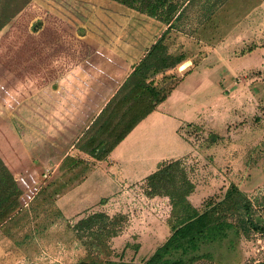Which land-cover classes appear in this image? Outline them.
Wrapping results in <instances>:
<instances>
[{
	"label": "rangeland",
	"instance_id": "rangeland-1",
	"mask_svg": "<svg viewBox=\"0 0 264 264\" xmlns=\"http://www.w3.org/2000/svg\"><path fill=\"white\" fill-rule=\"evenodd\" d=\"M176 1L184 5L187 0ZM261 1L210 0L208 4L201 0L188 7L177 24L180 34L168 36L165 45L173 55L183 54L187 59L181 65L183 71L173 74L171 70L166 75L183 78L198 67L182 91L199 90V99L208 107L201 121L180 132L190 145L186 143L189 153L177 161L196 187L191 204L204 211L223 200L233 184L250 200V216L258 224H264ZM17 10L11 24L0 31V192L13 185L20 190L13 208L2 213L0 264H77L87 250L70 226L92 210L126 218L120 235L110 242L108 260H147L171 233L169 200L148 198L144 183L124 189V195L114 200L105 198L97 205L84 206V187L79 185L90 164L84 161L76 138L84 123V96L79 92V74L84 73L87 58L84 50L104 61L136 56L129 38L143 32L133 24L143 23L146 15L111 0H28ZM101 45L111 53L100 50ZM137 50L142 56L144 50L139 46ZM54 58L70 62V73L77 67L78 74L69 73L72 84L64 77L55 83L48 68L39 79L46 83L44 89L33 93L32 72L48 67ZM162 79L155 81L162 85ZM19 100L28 105L32 101L52 104L50 110L34 105L32 111L18 106ZM179 106L173 107L170 118L185 114V105ZM164 128L165 139L158 144L162 149L179 147L182 142L173 137L175 122L169 119ZM7 129L13 131L12 138ZM202 254L207 255L201 264L260 263L264 261V235L255 230L240 233L203 248Z\"/></svg>",
	"mask_w": 264,
	"mask_h": 264
},
{
	"label": "trees",
	"instance_id": "trees-1",
	"mask_svg": "<svg viewBox=\"0 0 264 264\" xmlns=\"http://www.w3.org/2000/svg\"><path fill=\"white\" fill-rule=\"evenodd\" d=\"M111 1L164 24L172 23L173 19L178 21L186 12L183 9L176 17L183 6L176 0ZM27 2L0 0V31L18 15L19 4ZM163 41V38L159 40L140 61L77 142L78 148L94 161L105 160L178 86L180 78L166 74L182 65L186 57L169 54ZM158 77L163 78L162 85L155 81ZM195 190L180 161L162 163L147 178L145 194L150 199L164 198L170 202L171 233L166 241L143 262L108 260L110 242L120 235L126 218L122 214L111 216L105 211L92 210L70 226L87 250L86 257L77 264H201L207 255L202 254L205 247L250 230L264 235V224L251 218L252 204L238 186L232 184L223 200L209 204L204 211H199L189 200ZM19 195L16 185L0 192V221L2 213L13 208Z\"/></svg>",
	"mask_w": 264,
	"mask_h": 264
},
{
	"label": "crops",
	"instance_id": "crops-1",
	"mask_svg": "<svg viewBox=\"0 0 264 264\" xmlns=\"http://www.w3.org/2000/svg\"><path fill=\"white\" fill-rule=\"evenodd\" d=\"M200 1L201 0H187L186 3L180 9V11H178L176 17L179 16L180 12H182L183 9H186L185 11L187 12L188 7L190 8V6L195 5ZM190 2L191 4L189 5ZM209 3L210 0H208V4ZM263 4L264 0L261 1L260 5ZM203 8H206L205 10L209 11L207 4H204ZM145 17L146 18L143 23L133 24L136 30H143V32H134L133 36L129 38L130 47L134 50L136 56L130 55L128 57H125L123 60H112L110 58L109 61H104L98 56L94 54H89L87 50H84V55L87 56V58L84 57V69H82L84 73L79 74L81 77L79 92L81 93L82 97L84 96L85 105L84 123H82V131L80 135L76 138H81V136L85 133V131L100 114L105 105L122 86L128 76L140 63V61L156 45V43L163 38V43L167 46V37L170 35H174L176 37V33L180 34L181 32L180 29L177 27V24L181 21L182 17L178 21H175V19H173L172 23L169 24H162L154 18H150L148 16ZM141 36H143V38H139ZM140 39L143 40L140 42ZM118 40L122 41L117 38V41ZM130 41H132V43ZM140 43H143V45H141ZM95 44L96 47H98V44L96 42ZM170 44L172 46L174 43ZM137 46L141 47L144 50L142 56V51H139L140 55H137ZM170 48L171 47L169 46L168 53L173 55L174 52L173 50H170ZM103 49L108 54L111 53L106 48H103L101 45L100 50ZM90 55L93 56V58H91ZM57 63L62 64V67L59 69L58 73L56 72L59 65ZM48 64V67L45 65L42 68L39 67L38 72H32V90L35 94L36 92L44 89L46 83L39 79L40 76L43 75L48 68H50L49 71L53 72H51V74L53 76L52 78H54L55 83H57V80L61 79V77L66 78V80L69 82V80H71L70 77L72 75V72L78 74V72L74 71V69L77 68L76 66L70 73V68L72 67V65L66 59L58 58L55 60L54 58V60H50ZM81 64L82 62L80 63V65ZM191 64H193V62L190 63V65ZM80 65H78V67ZM198 70V67H196L187 76L180 78L178 86L172 92L169 98L164 103L159 105L156 110L151 113L146 119H144L134 129V131L111 152V154L105 160L94 161L92 157L84 153V161L90 164V166L86 168L87 170L84 174V180L79 185L80 187H84V206L97 205L100 200L105 198H113L112 200H114L115 196L118 197L120 193H124V189L127 190V188L129 187L135 185H143L144 183H146L147 178L153 173H155L162 163L171 160H180L189 153L186 145L187 142L180 132L182 131V128L184 126L195 125L196 123L201 121L202 118L205 117L206 113L208 112V107H205L203 105L202 97L201 100L199 99V90L196 89V93L190 94H185L182 91L184 90L183 83ZM175 71H183L181 70V65L172 70V73L175 74ZM206 71L207 70L203 72V75L207 73ZM69 73L71 75H69ZM105 78L115 79V82L111 84L110 81ZM72 82L73 81L71 80L70 84H72ZM76 85L75 87L78 88V86ZM204 85L208 86V83ZM202 88L204 89V87ZM85 97H87L88 99L87 102L85 100ZM33 101L31 104L29 103V105L27 104V102L21 103L20 100L17 103L18 106H23V108L25 109L32 108V111L34 105L36 107L41 106L40 109L47 108L50 110L52 102L48 101V105L45 106V101ZM181 104L185 105V114L182 116L174 115L176 117L175 119L170 118L169 113L172 112L173 107H180L179 105ZM17 114V116L23 118L22 114L20 115V113L18 112ZM169 119L173 120L176 124V137L173 136L174 139L180 140L182 143H180L179 147H175L172 149H162V147L160 146L161 144H158V142H162L165 139L164 135L165 133H167V130L164 127ZM27 123L28 122L26 121V124ZM4 127L6 128V126ZM25 129L27 130V127ZM33 130H36V127ZM7 132L9 133V137L12 138L13 131L7 129ZM20 135H22V133H20ZM23 137L25 138L24 140L28 139L24 135V133ZM66 150H63V152H65L64 155L68 154L66 153ZM50 154L55 155L52 152Z\"/></svg>",
	"mask_w": 264,
	"mask_h": 264
},
{
	"label": "water",
	"instance_id": "water-1",
	"mask_svg": "<svg viewBox=\"0 0 264 264\" xmlns=\"http://www.w3.org/2000/svg\"><path fill=\"white\" fill-rule=\"evenodd\" d=\"M38 29V27H35V29L34 30H37Z\"/></svg>",
	"mask_w": 264,
	"mask_h": 264
}]
</instances>
